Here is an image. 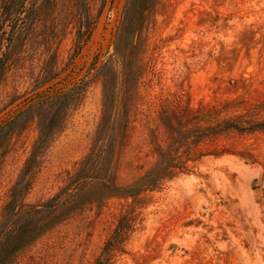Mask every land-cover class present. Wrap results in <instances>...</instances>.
<instances>
[{
	"label": "rangeland",
	"instance_id": "obj_1",
	"mask_svg": "<svg viewBox=\"0 0 264 264\" xmlns=\"http://www.w3.org/2000/svg\"><path fill=\"white\" fill-rule=\"evenodd\" d=\"M32 3L0 50V264H264V0ZM56 82L83 96L41 150Z\"/></svg>",
	"mask_w": 264,
	"mask_h": 264
},
{
	"label": "trees",
	"instance_id": "obj_2",
	"mask_svg": "<svg viewBox=\"0 0 264 264\" xmlns=\"http://www.w3.org/2000/svg\"><path fill=\"white\" fill-rule=\"evenodd\" d=\"M30 2L32 3V0L2 1V4L0 6V50L5 45L2 38H5V34L7 33V31L4 30V27L6 25H9L14 32L20 26V23L18 22V20H15L14 17L18 16L23 8L30 9ZM79 38H81V36ZM7 39L11 40V38ZM5 65L6 56L5 54H3V52H0V81L5 70ZM52 77L54 76H51L50 78L45 77L46 80L44 78L43 82L50 80ZM83 91V85H77L76 83L63 84L62 82H56L47 86L40 92H37L35 96L30 99L31 102L24 111L38 112V114H41L40 134L38 139V147L41 150L47 148L50 143L53 142L56 137L64 131L65 122L67 119L66 116L70 109L75 108L79 104L83 96ZM112 128L113 132H115L116 128L114 125ZM87 160L88 159L85 160V163L89 164L90 160ZM109 177V172L106 173L103 177L105 180V184L114 187L113 184L110 183ZM125 228L126 224H118L114 234L107 242L105 250L108 251L113 248L115 243L119 241V238L125 233ZM4 234L0 235V240L3 239V237L5 236ZM109 262L110 253L108 252L105 255H101L94 264H109Z\"/></svg>",
	"mask_w": 264,
	"mask_h": 264
}]
</instances>
